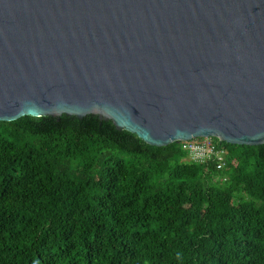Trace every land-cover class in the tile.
<instances>
[{"label":"water","instance_id":"1","mask_svg":"<svg viewBox=\"0 0 264 264\" xmlns=\"http://www.w3.org/2000/svg\"><path fill=\"white\" fill-rule=\"evenodd\" d=\"M62 115L264 145V0H0V122Z\"/></svg>","mask_w":264,"mask_h":264},{"label":"trees","instance_id":"2","mask_svg":"<svg viewBox=\"0 0 264 264\" xmlns=\"http://www.w3.org/2000/svg\"><path fill=\"white\" fill-rule=\"evenodd\" d=\"M182 144L97 116L0 122V264H264V145L220 143L217 169Z\"/></svg>","mask_w":264,"mask_h":264},{"label":"built area","instance_id":"3","mask_svg":"<svg viewBox=\"0 0 264 264\" xmlns=\"http://www.w3.org/2000/svg\"><path fill=\"white\" fill-rule=\"evenodd\" d=\"M220 143L213 138L196 139L184 142L182 149L188 154L190 161L206 165L214 163L217 169H221L224 166L225 151L220 147Z\"/></svg>","mask_w":264,"mask_h":264},{"label":"rangeland","instance_id":"4","mask_svg":"<svg viewBox=\"0 0 264 264\" xmlns=\"http://www.w3.org/2000/svg\"><path fill=\"white\" fill-rule=\"evenodd\" d=\"M188 158V157H187ZM189 159V158H188Z\"/></svg>","mask_w":264,"mask_h":264}]
</instances>
